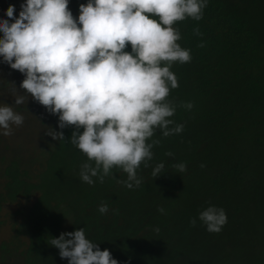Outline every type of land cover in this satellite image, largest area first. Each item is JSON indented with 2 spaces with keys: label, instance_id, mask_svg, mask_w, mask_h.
<instances>
[{
  "label": "trees",
  "instance_id": "trees-1",
  "mask_svg": "<svg viewBox=\"0 0 264 264\" xmlns=\"http://www.w3.org/2000/svg\"><path fill=\"white\" fill-rule=\"evenodd\" d=\"M87 2L69 0L75 18ZM175 27L181 33L178 43L192 57L170 69L179 85L168 97L177 105L171 119L184 130L169 137L156 130L148 142L160 143L153 146L148 166L142 163L137 170L139 187L118 183L127 180L120 169H113L103 183L98 178L92 185L83 182L79 174L88 159L70 143L76 129H63L65 141L53 140L44 127V117L55 116L48 112L32 114L49 144L47 151L15 153L19 147L6 141L21 139L17 129L24 126L12 125L10 136L0 129L5 188L0 209L19 196L34 197L16 230L28 242H0V264H69L50 241L80 228L119 264H264V0H208L203 19L188 18ZM195 29L202 35H194ZM11 75L23 74L11 69ZM9 81L0 66L3 106L11 95ZM21 83L14 89L27 96ZM25 101L8 105L25 118ZM189 102L191 110L180 106ZM160 163L165 167L154 178L152 171ZM179 163L186 164V171L174 167ZM102 203L109 207L106 214L98 211ZM210 206L226 212L219 233L208 232L199 220Z\"/></svg>",
  "mask_w": 264,
  "mask_h": 264
},
{
  "label": "clouds",
  "instance_id": "clouds-1",
  "mask_svg": "<svg viewBox=\"0 0 264 264\" xmlns=\"http://www.w3.org/2000/svg\"><path fill=\"white\" fill-rule=\"evenodd\" d=\"M207 4L208 0H88L80 5L78 19L69 0H26L19 18L14 6L8 8L9 19L0 20V58L24 75L20 89L58 116L61 131L49 128L46 135L65 141L63 129H76L70 143L88 159L79 174L83 182L92 185L98 178L103 183L113 169H120L127 180L118 183L139 187L137 170L142 163L148 166L153 146L160 143L148 142L156 130L164 137L183 132L184 126L171 119L177 105L168 97L179 85L170 69L192 57L178 43L181 33L175 25L188 18L200 21ZM194 35L202 34L195 29ZM25 99L17 95L15 103ZM180 106L193 108L190 102ZM23 122L12 106H0L4 136L12 135V125ZM164 167L156 165L152 176L159 177ZM174 167L186 171L185 163ZM98 211L106 214L109 207L102 203ZM199 220L208 232L219 233L227 215L210 206L200 212ZM190 223L195 226L196 220ZM50 243L69 264H119L109 250H100L86 238L83 228L62 233Z\"/></svg>",
  "mask_w": 264,
  "mask_h": 264
},
{
  "label": "rangeland",
  "instance_id": "rangeland-1",
  "mask_svg": "<svg viewBox=\"0 0 264 264\" xmlns=\"http://www.w3.org/2000/svg\"><path fill=\"white\" fill-rule=\"evenodd\" d=\"M26 3V0H0V20H5L9 19L6 15L7 10L10 6L15 7V13L14 15L16 18H19V13L22 10L21 5ZM10 23L14 22L12 20L9 21ZM3 34L0 33V38H2ZM4 66V77H7L10 79L9 85H10V92L11 95L9 97V103H14L17 95H20L18 90L17 92L15 91V84L16 82H22L21 79H25L24 75L22 76H16V75H11V68L9 65L6 63L2 62V58H0V66ZM15 86H14V85ZM28 97V95L26 96ZM5 99L8 100V96L5 95ZM27 105V114L24 118V122L22 126H24L23 129L18 128L17 131H21L20 135L22 136L21 139L19 140H13V139H8L6 141L7 145L12 147V146H18V149H15L14 152L18 153H26V154H31L33 150L39 151V150H44L47 151L49 148V144L46 141L45 137L40 133L39 130V123L32 121V114L34 112L36 113H42L45 112L47 113L48 111L41 106L39 103L34 101L31 98H28L26 101ZM7 103L6 105H8ZM3 106V105H0ZM49 113V112H48ZM52 117V116H49ZM46 126L42 125V127H45V131L47 130L46 128H52L56 131L58 124H59V119L57 117H52V118H46ZM53 122L54 125L53 127H49V124ZM0 147L3 148L2 145ZM38 167V162H35L33 165V169ZM4 181L0 179V191H5V188L3 186ZM34 201V197L31 196L29 198H25L23 196H19L18 199L12 201V202H4L1 209H0V242L5 241L8 242L10 240H17L19 241H24L28 242V237L26 234L23 233H17V229L19 226V223L22 222L25 219L26 216V209L30 207L32 202Z\"/></svg>",
  "mask_w": 264,
  "mask_h": 264
}]
</instances>
